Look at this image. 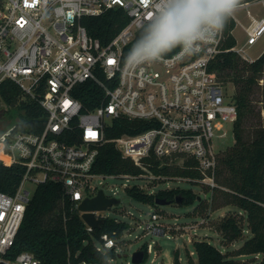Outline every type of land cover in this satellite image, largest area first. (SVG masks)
I'll use <instances>...</instances> for the list:
<instances>
[{"label": "built area", "instance_id": "built-area-1", "mask_svg": "<svg viewBox=\"0 0 264 264\" xmlns=\"http://www.w3.org/2000/svg\"><path fill=\"white\" fill-rule=\"evenodd\" d=\"M157 7L156 0H0V86L5 79L13 80L21 88V99L36 100L47 112L42 129L33 131L19 123L23 108L7 106L16 111L18 120L0 132V160L8 166L22 165L24 174L15 193L0 191V262L41 264L29 250L7 256L34 194L27 181L36 186L50 181L62 184L78 207L85 198L97 195L99 188L92 185L95 177L149 176L93 171L99 145L109 140L107 127L114 119L142 122L140 131L110 139L124 157L143 169L150 155L179 164L194 158L202 173L198 181L215 185L222 151L216 149L214 137L225 122L235 124L238 108L212 65L229 50L246 61L256 58L237 43L225 46V25L198 52L186 55L174 49L157 62L130 66L127 55ZM119 8L128 21L108 41L89 34L83 16ZM250 16L248 45L264 34V16ZM88 82L100 88V93L89 94L92 106L79 96L87 91ZM3 103L0 91V123L5 119ZM152 178L163 176L152 174ZM103 211H97V216L106 217ZM151 218L146 226L156 230L157 213ZM117 245L115 237L104 233L98 249Z\"/></svg>", "mask_w": 264, "mask_h": 264}, {"label": "trees", "instance_id": "trees-1", "mask_svg": "<svg viewBox=\"0 0 264 264\" xmlns=\"http://www.w3.org/2000/svg\"><path fill=\"white\" fill-rule=\"evenodd\" d=\"M247 1L256 0H240V3ZM127 21L128 16L120 8L82 18L89 34L104 42L116 34ZM235 25L236 21L231 16L226 23V47H233L237 43L232 33ZM212 66L223 82L226 76L234 77L238 89L232 99L237 104L238 118L234 124V145L228 148L224 155H221L223 151L219 155L215 185L211 187L206 184V190L212 192L211 197L202 198L191 189L176 187L148 192L139 185H133L128 186L126 192L129 196L149 204H154L157 200L174 203L177 202L178 195L181 196V204L190 205L199 200L193 212L207 219L213 210L229 205L235 207L211 224L210 228L222 236L221 244L224 246H227L225 242L244 238L246 229H250L251 236L238 248V254L252 255L253 259L249 264H264V123L261 120L252 124V133L246 132L245 128L248 117L256 116L252 94L258 79L264 74V51L255 60L246 61L241 60L235 51L229 50L218 55ZM85 85L87 91L79 96L86 105L92 106L88 99L89 94L100 93V88L93 82ZM0 91L3 102L9 107L23 108L19 122L22 128L33 131L42 129L47 112L38 101L21 99V88L11 79L2 82ZM258 115L262 118L261 110ZM142 128V122L138 120L114 119L107 127L109 140L99 145L93 171L117 175L151 172L167 179L202 178L194 158H186L183 164H179L150 155L144 159L143 163L147 169H143L132 159L124 157L116 144L110 140L123 133H136ZM23 174L22 165L8 166L0 160V191L15 193ZM126 228L127 222L106 216L101 227L90 231L80 210L66 194L62 184L42 182L36 186L15 243L7 256L14 258L18 253L29 250L39 258L41 264H81L83 261L88 264H109L110 259L121 254H118L117 247L98 249L102 234L108 233L118 239ZM208 238L205 236L193 241L194 256L188 255L187 264H244ZM257 254L262 256L260 260L254 259ZM174 256L175 264H181L178 251H175Z\"/></svg>", "mask_w": 264, "mask_h": 264}, {"label": "rangeland", "instance_id": "rangeland-1", "mask_svg": "<svg viewBox=\"0 0 264 264\" xmlns=\"http://www.w3.org/2000/svg\"><path fill=\"white\" fill-rule=\"evenodd\" d=\"M250 14L261 17L264 16V1L259 0L251 3L247 7H238L234 12L233 17L236 19V25L233 28V35L236 38L238 47H245L251 58L259 57L264 51V34L260 36L256 43L252 45L246 44L247 33L246 27L251 23ZM240 57V56H239ZM241 60H244L240 57ZM225 87L229 94L233 95L238 89V85L234 81L233 76H226L224 79ZM259 82L254 86V106L256 116L248 117L245 123L246 132H251V126L255 122L264 123V74L258 79ZM5 102L2 108L5 107V119L0 123V132L10 129L17 122L18 115L16 111L7 107ZM261 110V117L258 113ZM221 130H217V135L214 137V145L217 150L223 151L221 155L226 153L228 148L235 143L234 123L227 121ZM226 132V134H225ZM148 173V172H147ZM143 178H134L118 176V177H103L98 176L92 180V185L103 188L106 195H114L120 199L118 205H114L104 210L106 216H111L116 221H125L128 223L123 234L117 239L118 254L115 258L109 260V264H175V251H178L181 264H187L188 255L194 256L193 241L197 238L209 237L213 244L220 247L224 252L234 255L236 259L244 264H249L253 259L252 255L238 254V248L242 246L245 239L251 236L250 229H246L245 237L233 242L222 243V236L216 231H210V225L217 222L224 213L235 209L229 205L210 212V218H204L194 213L195 207L199 200L193 204L174 203H157L149 204L139 201L126 192L128 186L139 185L142 189L148 192H156L161 188H186L191 189L199 194L202 198H210L211 190H206V184L199 182L196 179H158L153 181L152 173ZM154 184V185H153ZM26 187L33 193L36 184L31 181L26 182ZM156 212L158 218L155 220L156 230L147 228L146 221L152 220L151 214ZM222 213V214H221ZM208 234V235H204ZM143 251L144 258L139 263H133L132 254L135 251ZM146 250V253H145ZM147 254V255H146ZM261 255L257 254L254 259L260 260Z\"/></svg>", "mask_w": 264, "mask_h": 264}, {"label": "clouds", "instance_id": "clouds-1", "mask_svg": "<svg viewBox=\"0 0 264 264\" xmlns=\"http://www.w3.org/2000/svg\"><path fill=\"white\" fill-rule=\"evenodd\" d=\"M156 4L127 55L130 66L157 62L174 49L186 55L198 52L225 28L240 0H156Z\"/></svg>", "mask_w": 264, "mask_h": 264}, {"label": "water", "instance_id": "water-1", "mask_svg": "<svg viewBox=\"0 0 264 264\" xmlns=\"http://www.w3.org/2000/svg\"><path fill=\"white\" fill-rule=\"evenodd\" d=\"M165 200H157V203H165ZM177 202L182 203L181 196L178 195ZM120 199L116 197H109L105 194L103 188H100L97 195L93 197H87L79 203V210L82 212V218L93 229L101 227L104 222V217H98L97 211L106 210L109 207L118 205ZM144 258L143 251H135L132 254L133 263H139Z\"/></svg>", "mask_w": 264, "mask_h": 264}, {"label": "crops", "instance_id": "crops-1", "mask_svg": "<svg viewBox=\"0 0 264 264\" xmlns=\"http://www.w3.org/2000/svg\"><path fill=\"white\" fill-rule=\"evenodd\" d=\"M226 213H227V212H226ZM226 213H224V214H226ZM221 214H222V213H221ZM224 214H223V215H224ZM210 231H214V230H212V229L210 228ZM204 235H208V234H204Z\"/></svg>", "mask_w": 264, "mask_h": 264}]
</instances>
